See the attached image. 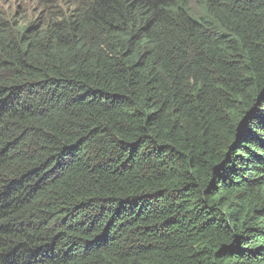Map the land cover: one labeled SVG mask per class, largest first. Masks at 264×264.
Returning a JSON list of instances; mask_svg holds the SVG:
<instances>
[{"label":"trees","instance_id":"16d2710c","mask_svg":"<svg viewBox=\"0 0 264 264\" xmlns=\"http://www.w3.org/2000/svg\"><path fill=\"white\" fill-rule=\"evenodd\" d=\"M0 10V264H264V0Z\"/></svg>","mask_w":264,"mask_h":264},{"label":"rangeland","instance_id":"374dc122","mask_svg":"<svg viewBox=\"0 0 264 264\" xmlns=\"http://www.w3.org/2000/svg\"><path fill=\"white\" fill-rule=\"evenodd\" d=\"M27 7L26 0H0V10L5 9L7 15L16 21L25 15Z\"/></svg>","mask_w":264,"mask_h":264},{"label":"clouds","instance_id":"9594fccd","mask_svg":"<svg viewBox=\"0 0 264 264\" xmlns=\"http://www.w3.org/2000/svg\"><path fill=\"white\" fill-rule=\"evenodd\" d=\"M26 2L28 3V7H27V10H26V12L27 13H34L35 11L33 10V5H32V2H31V0H26Z\"/></svg>","mask_w":264,"mask_h":264}]
</instances>
